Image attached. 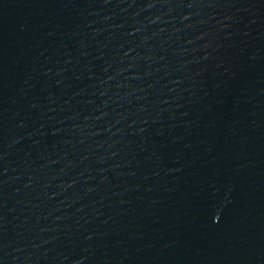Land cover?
Returning <instances> with one entry per match:
<instances>
[{
    "label": "water",
    "instance_id": "obj_1",
    "mask_svg": "<svg viewBox=\"0 0 264 264\" xmlns=\"http://www.w3.org/2000/svg\"><path fill=\"white\" fill-rule=\"evenodd\" d=\"M0 264H264V0H0Z\"/></svg>",
    "mask_w": 264,
    "mask_h": 264
}]
</instances>
